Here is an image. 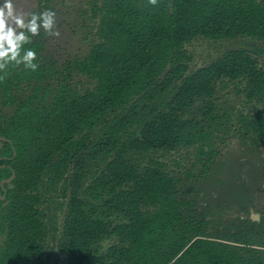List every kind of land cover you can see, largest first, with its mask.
I'll return each instance as SVG.
<instances>
[{
	"label": "trees",
	"instance_id": "16d2710c",
	"mask_svg": "<svg viewBox=\"0 0 264 264\" xmlns=\"http://www.w3.org/2000/svg\"><path fill=\"white\" fill-rule=\"evenodd\" d=\"M93 16L98 41L84 57L62 69L32 40L38 70L20 65L0 81V111L18 102L0 115V136L11 140L0 147V194L15 172L0 198V264H264V217L209 233L185 209L178 177L152 156L141 162L192 147L210 158L223 123L219 82L244 79L246 97L264 105V69L251 50L192 69L185 48L197 37H242L264 54V0H103ZM77 73L96 87L70 86ZM236 121L243 140L264 143V108ZM55 198L66 208L61 234Z\"/></svg>",
	"mask_w": 264,
	"mask_h": 264
},
{
	"label": "rangeland",
	"instance_id": "374dc122",
	"mask_svg": "<svg viewBox=\"0 0 264 264\" xmlns=\"http://www.w3.org/2000/svg\"><path fill=\"white\" fill-rule=\"evenodd\" d=\"M48 1V7L56 11L55 29L60 35H47L41 29L42 34L33 37V40L44 44L42 54L48 62L63 69L68 61L84 57L98 41L99 19L93 16V7L101 4L103 0ZM16 2L20 5L18 12L27 14L30 11H40V0ZM255 45L257 42L242 37L218 41L197 37L188 42L185 48L192 57V69L209 65L227 52L240 48L251 50L252 56L257 58L264 69V54L252 51ZM68 83L79 92L94 89L97 85L96 80L79 73L73 75ZM27 87L29 86L25 84L16 92L17 98H22L30 90ZM217 88L214 96L217 105L215 112L222 117L223 123L214 140L210 158L205 157L201 161L196 147H192L172 151L155 150L141 159L145 163L148 156H152L163 162L169 172L178 177L179 195L185 209L195 220L208 221L209 233L225 231L224 229L234 230L247 219L262 221L264 217V143L255 145L251 141L243 140L236 121L240 112H253L256 108H264V105L246 97L244 79L229 81L227 87L219 82ZM16 104L17 99L7 101L0 115L4 114L6 119L12 116ZM0 122L3 123L2 119ZM62 202L63 199L55 198L54 203L50 204L51 211L54 210L57 216L59 234L66 208H56ZM4 239L5 236L0 237V242L3 243ZM117 242L116 237H108L100 246L107 249ZM50 246H55L54 241L50 240ZM53 257H57L56 249Z\"/></svg>",
	"mask_w": 264,
	"mask_h": 264
},
{
	"label": "clouds",
	"instance_id": "9594fccd",
	"mask_svg": "<svg viewBox=\"0 0 264 264\" xmlns=\"http://www.w3.org/2000/svg\"><path fill=\"white\" fill-rule=\"evenodd\" d=\"M152 5L157 0H149ZM56 11L44 7L40 11L25 14L17 11L16 0H0V81L8 75L10 68L23 65L25 70L35 72L39 68L38 50L31 45L33 37L43 33L59 36L55 29Z\"/></svg>",
	"mask_w": 264,
	"mask_h": 264
},
{
	"label": "water",
	"instance_id": "95a60500",
	"mask_svg": "<svg viewBox=\"0 0 264 264\" xmlns=\"http://www.w3.org/2000/svg\"><path fill=\"white\" fill-rule=\"evenodd\" d=\"M2 140H5V138H4V137L1 138V141H2ZM14 177H15V172L13 171V172H12V176H11L10 178H8V179H4V180L2 181L3 190H4V195H3V198H4V199L6 198V193H7V189L4 187V183H8V184H10V183L12 182V180L14 179Z\"/></svg>",
	"mask_w": 264,
	"mask_h": 264
},
{
	"label": "flooded vegetation",
	"instance_id": "af4514ba",
	"mask_svg": "<svg viewBox=\"0 0 264 264\" xmlns=\"http://www.w3.org/2000/svg\"><path fill=\"white\" fill-rule=\"evenodd\" d=\"M40 2H41V0H40ZM43 4H45V1H43ZM39 10H40V9H39ZM3 137L5 138V140H2V141H1V138H3ZM5 141H11V140H10L9 138H7V137L1 135V136H0V147H3V146H4L3 143H4ZM14 154H16V153L14 152ZM11 176H12V175H11ZM11 176H10V177H11ZM10 177H9V178H10ZM6 179H8V178H6ZM3 180H4V179H3ZM3 180H2V181H3ZM12 181H13V180H12ZM4 184H5V183H4ZM7 184H8V183H7ZM1 187H2V190H3L2 182H1ZM4 187H5V186H4ZM5 188H6V187H5ZM3 195H4V190H3V194H0V198H1V199H4V198H3Z\"/></svg>",
	"mask_w": 264,
	"mask_h": 264
},
{
	"label": "crops",
	"instance_id": "0c3cea01",
	"mask_svg": "<svg viewBox=\"0 0 264 264\" xmlns=\"http://www.w3.org/2000/svg\"><path fill=\"white\" fill-rule=\"evenodd\" d=\"M19 1V0H18ZM30 7H32V5H30ZM16 8H19L20 9V5L17 4L16 2ZM28 8V7H27Z\"/></svg>",
	"mask_w": 264,
	"mask_h": 264
}]
</instances>
